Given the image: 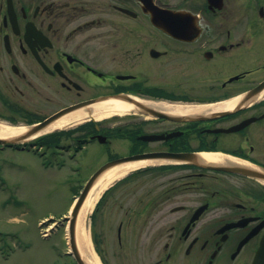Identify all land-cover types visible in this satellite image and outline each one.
<instances>
[{"label": "flooded vegetation", "instance_id": "1", "mask_svg": "<svg viewBox=\"0 0 264 264\" xmlns=\"http://www.w3.org/2000/svg\"><path fill=\"white\" fill-rule=\"evenodd\" d=\"M153 2L186 13L185 38L154 25L143 0H0V120L31 126L74 105L89 113L9 149L40 148L75 189L87 181L92 145L98 167L166 154L139 168L140 255L264 264V0ZM117 93L194 109L178 119L140 112L136 125L96 120L94 102Z\"/></svg>", "mask_w": 264, "mask_h": 264}, {"label": "rangeland", "instance_id": "2", "mask_svg": "<svg viewBox=\"0 0 264 264\" xmlns=\"http://www.w3.org/2000/svg\"><path fill=\"white\" fill-rule=\"evenodd\" d=\"M143 36L145 44L155 42L154 34L150 38L146 33ZM102 118H113L114 122L122 119L132 125L140 121V115L134 114ZM2 120L0 124L6 125ZM91 148L95 156L82 178L93 174L104 161H99L98 146ZM39 158L28 151L0 153V264L77 263L67 237L68 213L76 189L69 186L70 177L65 171L43 168ZM143 176L133 171L121 177L117 183L120 186L108 193L100 206L96 202L89 214L91 246L102 264H156L154 254L140 255V231L144 225L139 221V179ZM127 217L133 218L132 223L119 226V218ZM42 229L51 236H41Z\"/></svg>", "mask_w": 264, "mask_h": 264}, {"label": "bare ground", "instance_id": "3", "mask_svg": "<svg viewBox=\"0 0 264 264\" xmlns=\"http://www.w3.org/2000/svg\"><path fill=\"white\" fill-rule=\"evenodd\" d=\"M140 102L144 103V105H152L154 107L162 108L164 110H168L170 112L175 113H190L194 109L190 108L189 106L178 105L177 103H175L176 105L174 106L166 102L163 103L161 101L148 98H140ZM134 107L135 106L132 103L126 102L121 99L112 98L110 100L98 103L93 107L94 117L102 118L104 116H111L116 114L125 115L126 113H129V111L134 110ZM87 116L88 111L86 109L72 111L59 118L57 121H54L52 125H50L44 130V132L49 130L54 131L55 129H59L60 127L66 126L72 122H79L81 120H84V118H86ZM25 130V126L17 127L13 125L10 126L0 124V137L15 136L25 132ZM42 132L43 131L34 133L28 138H35L36 136H39V134H41ZM151 162V160L145 159L118 164L104 172L89 191L87 198L83 202L81 209L78 212V220L76 223V238L80 254H82L83 258L88 264H102L91 246V238L89 233V214L95 207L96 202L101 197L103 191L113 182L127 175V173L129 174L130 172L137 170L138 168H140V166ZM67 236H69V227H67Z\"/></svg>", "mask_w": 264, "mask_h": 264}, {"label": "water", "instance_id": "4", "mask_svg": "<svg viewBox=\"0 0 264 264\" xmlns=\"http://www.w3.org/2000/svg\"><path fill=\"white\" fill-rule=\"evenodd\" d=\"M156 7V6H155ZM152 19L154 21V23L156 25H158L159 27L163 28L164 30L171 32V34H174L178 37H186L184 33H186L185 30V12L184 11H177V12H173L167 9H162V8H158L156 7V9H152ZM171 15H176L177 18V22L176 24H173L172 22H170V18ZM177 26V29H174V26ZM173 27V28H172ZM113 99H121L124 100L126 102L132 103L134 104L135 108L138 109H142L147 113L150 114H154V115H165V113L159 111L158 109H156L155 107L152 106H148V105H144L143 103H141L139 100H136L135 98H133L131 95H127V94H116L114 96H112ZM78 108V107H77ZM76 107H72V108H68L63 110V112H59L58 114H56L53 118H51L50 120H56L57 118H59L60 116H63L69 112H72L73 110L77 109ZM166 116V115H165ZM50 120H48L47 122H49ZM47 123L44 122V124H40L35 126L32 130H30L27 133H24L25 135H29L31 134L33 131L39 129L40 127L46 125ZM150 137H154V136H150ZM15 140V138L13 137H0V143H5V142H13ZM153 155V154H152ZM144 157L140 156V154H136V155H132V156H128L117 159V160H113L110 162H106V164H104L103 166H101L87 181L85 187L83 188L82 192H80L81 194L79 195L78 201L75 203V205L72 208L71 211V215L69 218V242H70V246L72 249V255H74L76 261L78 264H88L86 262V260L83 258L82 254H80V250L78 247V243H77V238H76V226H77V220H78V212L81 209V206L83 204V202L85 201L89 191L91 190V188L94 186V184L96 183V181L99 179V177L106 172L107 170H109L110 168L118 165V164H122L125 162H130V161H135V160H140Z\"/></svg>", "mask_w": 264, "mask_h": 264}]
</instances>
